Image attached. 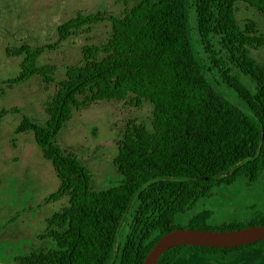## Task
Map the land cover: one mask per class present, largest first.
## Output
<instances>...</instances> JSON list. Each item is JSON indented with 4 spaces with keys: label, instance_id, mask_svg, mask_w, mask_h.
Here are the masks:
<instances>
[{
    "label": "trees",
    "instance_id": "obj_1",
    "mask_svg": "<svg viewBox=\"0 0 264 264\" xmlns=\"http://www.w3.org/2000/svg\"><path fill=\"white\" fill-rule=\"evenodd\" d=\"M189 3L195 7L208 60L243 102L241 107L209 81L190 38ZM242 5L264 15V0H139L121 16L80 13L59 27V41L101 24L108 28L107 38L84 47L81 61L66 67L59 81L55 69L39 65L42 49L23 44L7 50L9 57L21 61L19 75L7 85L42 76L57 86L45 106L46 124L24 117L17 132L34 134L60 181L52 198L67 199L40 237L50 247L14 262L143 264L156 243L175 230L234 231L264 225V213H256L247 223L230 221L213 229L207 225L210 210L193 215L186 228L178 221L215 188L234 185L240 178L255 184L264 174V66L251 56L252 50L264 48V34L255 21H239ZM128 99L138 108L151 104L152 123L128 126L114 159L121 180L96 191L92 173L57 138L76 111ZM133 207L128 235L114 257L122 223ZM261 244L231 249L179 246L158 264H175L187 250L231 255Z\"/></svg>",
    "mask_w": 264,
    "mask_h": 264
},
{
    "label": "rangeland",
    "instance_id": "obj_2",
    "mask_svg": "<svg viewBox=\"0 0 264 264\" xmlns=\"http://www.w3.org/2000/svg\"><path fill=\"white\" fill-rule=\"evenodd\" d=\"M139 0H0V264H18L14 259L23 254L48 249L50 244L41 240L47 220L67 205V199L55 200L60 181L45 160L32 132L18 133L24 117L38 125H45L49 117L46 103L57 90L55 83H47L42 76L18 86L7 85L20 72V59L9 57L7 50L23 44L42 49L39 65L56 70L54 79L65 77V68L79 63L82 49L106 41L105 24L59 41V27L78 14L108 12L121 16L126 8ZM190 38L205 67L214 88L237 106L243 102L222 83L202 46L197 15L189 3ZM239 21L253 20L264 34V15L247 6H240ZM251 56L264 66V48L252 50ZM233 74L246 84L248 80L236 70ZM154 108L144 102L140 108L131 99L98 102L89 109L76 111L72 120L60 132L57 143L66 152L75 155L92 173L96 191L118 184L121 175L114 166L118 142L130 124L150 125ZM202 210L213 216L208 227L239 221L247 223L256 213H264V174L255 184L240 178L231 186L213 190L210 198L201 200L193 211L178 216L182 228L190 218ZM135 208L124 218L114 257L122 247L132 223ZM175 264H264V244L235 252L205 254L184 251Z\"/></svg>",
    "mask_w": 264,
    "mask_h": 264
},
{
    "label": "water",
    "instance_id": "obj_3",
    "mask_svg": "<svg viewBox=\"0 0 264 264\" xmlns=\"http://www.w3.org/2000/svg\"><path fill=\"white\" fill-rule=\"evenodd\" d=\"M264 241V225L234 231L179 229L163 236L150 251L143 264H158L169 250L179 246L231 249Z\"/></svg>",
    "mask_w": 264,
    "mask_h": 264
}]
</instances>
